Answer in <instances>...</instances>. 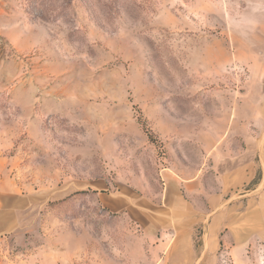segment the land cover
Wrapping results in <instances>:
<instances>
[{
	"label": "rangeland",
	"instance_id": "1",
	"mask_svg": "<svg viewBox=\"0 0 264 264\" xmlns=\"http://www.w3.org/2000/svg\"><path fill=\"white\" fill-rule=\"evenodd\" d=\"M0 207V264H264V0H0Z\"/></svg>",
	"mask_w": 264,
	"mask_h": 264
},
{
	"label": "crops",
	"instance_id": "2",
	"mask_svg": "<svg viewBox=\"0 0 264 264\" xmlns=\"http://www.w3.org/2000/svg\"><path fill=\"white\" fill-rule=\"evenodd\" d=\"M8 213H12V215H8ZM15 215V209H2L0 207V236L12 232L17 226ZM184 244L181 247L171 245L165 252L164 264H195L196 253L189 235L185 234Z\"/></svg>",
	"mask_w": 264,
	"mask_h": 264
}]
</instances>
